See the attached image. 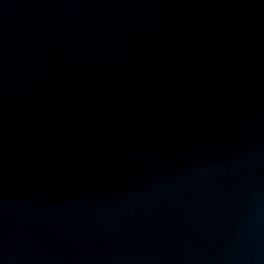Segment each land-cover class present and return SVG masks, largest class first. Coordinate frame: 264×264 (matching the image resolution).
I'll list each match as a JSON object with an SVG mask.
<instances>
[{"label": "water", "instance_id": "1", "mask_svg": "<svg viewBox=\"0 0 264 264\" xmlns=\"http://www.w3.org/2000/svg\"><path fill=\"white\" fill-rule=\"evenodd\" d=\"M0 264H264V0H0Z\"/></svg>", "mask_w": 264, "mask_h": 264}]
</instances>
